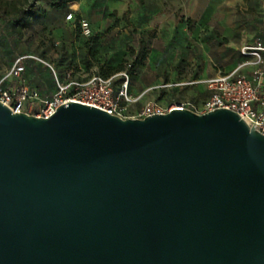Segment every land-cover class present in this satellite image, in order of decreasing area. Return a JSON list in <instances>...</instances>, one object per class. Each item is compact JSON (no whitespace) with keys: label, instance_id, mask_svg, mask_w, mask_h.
Wrapping results in <instances>:
<instances>
[{"label":"water","instance_id":"1","mask_svg":"<svg viewBox=\"0 0 264 264\" xmlns=\"http://www.w3.org/2000/svg\"><path fill=\"white\" fill-rule=\"evenodd\" d=\"M229 108L121 117L0 101V264H264V134Z\"/></svg>","mask_w":264,"mask_h":264},{"label":"rangeland","instance_id":"2","mask_svg":"<svg viewBox=\"0 0 264 264\" xmlns=\"http://www.w3.org/2000/svg\"><path fill=\"white\" fill-rule=\"evenodd\" d=\"M167 1H170L174 7L184 5L178 15H184L185 7H191L187 14L193 12L200 19V24L199 21L192 19L184 27L190 34L186 39V43L191 46L189 53L180 55L183 50L176 48V44L179 45L176 40L175 48L172 52L169 51L170 54L156 56L148 52L147 60L144 64H140L138 60L142 57L136 52L140 37L136 31H129L125 32L124 50L121 46L116 50L100 48V55L93 58L94 61L103 63L105 70L125 66L123 71L114 72L110 76L115 93L118 92L125 77L122 72L129 73L128 69L131 65L135 66L137 75L129 74L132 91L128 88V94L132 99L138 100L129 105L126 113L128 116L132 114V110L139 112L145 102L151 100L164 103L181 100L199 105L209 96L205 80L215 74L219 67L230 69V63L236 65L239 62L236 56H232L230 61L225 60L227 57L230 58V53L219 47L221 42L225 43L228 36L235 34L236 27L240 25L237 24V19L244 21L248 16L252 17L253 22L250 24L243 22L241 25L245 28V32L255 30V33H259L257 20L260 21L264 16V0ZM111 2L117 0H75L68 2L66 8H55L47 0H0V80L7 75L18 57L29 54L51 64L60 78H68L69 75L80 78L81 75L88 73L89 70L83 64V57L89 36L79 33L78 22L86 17L92 5H96V10H99L97 13L101 16L102 7H107ZM31 3L34 9L42 8L44 13L38 18L35 16L28 18V26L15 22L19 18L17 10L27 8ZM205 5L208 8L204 11ZM69 12L74 14V19L71 21L66 20ZM151 27L149 25L148 29L155 30ZM181 33H183L182 29ZM181 33L179 32L180 35ZM149 34L151 36L152 33ZM179 34H174L175 38L180 37ZM113 36L115 38L117 34ZM113 41L118 43L111 39L104 40L103 43L108 47ZM218 60L224 63L219 64ZM45 62L29 61V73L24 75V79L37 86L40 85L42 94L50 98L56 91V80L53 69ZM214 63L219 66L215 67ZM172 83L181 84L168 86ZM152 84L153 87L145 88ZM10 85L17 87L19 82H10ZM37 86L31 87L37 88Z\"/></svg>","mask_w":264,"mask_h":264},{"label":"built area","instance_id":"3","mask_svg":"<svg viewBox=\"0 0 264 264\" xmlns=\"http://www.w3.org/2000/svg\"><path fill=\"white\" fill-rule=\"evenodd\" d=\"M73 19V13L66 17L67 21ZM81 26L84 35L92 34L89 21L83 19ZM242 54L246 57H253V59L248 58L229 72L218 71L215 75L208 77L205 84L209 96L199 105L181 100H172L168 103L151 100L144 104L137 115L128 116L126 113L129 105L138 99H132L128 94L130 75L127 71L122 72L125 80L115 95L112 77H104L97 69H92L80 78L70 75L68 78H60L51 64L34 55L28 57L45 62L54 71L57 88L52 97H46L37 88L21 80L25 70L23 60L27 57L22 56L0 80V101L16 113L26 112L38 117H49L56 112L59 105L70 101L95 106L124 118H144L155 113H168L177 108L206 113L224 107L240 113L250 127H253L255 123L254 128L264 134V40L255 37L251 43L243 47ZM246 65L255 66L253 77L242 72V68ZM14 81H18L19 86H11L10 82ZM180 84L172 83L168 86H179Z\"/></svg>","mask_w":264,"mask_h":264},{"label":"crops","instance_id":"4","mask_svg":"<svg viewBox=\"0 0 264 264\" xmlns=\"http://www.w3.org/2000/svg\"><path fill=\"white\" fill-rule=\"evenodd\" d=\"M108 4L109 5H107V7H102L101 16L97 13L99 10H96V5H92V9L87 12L86 17L83 18L89 21L92 28V33L94 35L100 36L99 49L104 48L108 50H116L119 48V46H121L124 50L126 48L125 32L127 33L129 31H136L140 37L136 52H138L142 42V44H144V46L149 49L150 54L156 56H166L167 54H170L169 51L172 52V50L175 48L174 43L177 40L179 45L176 44V48L183 50L180 55L189 53L191 46H189V43H186V39L187 37H189L190 34L188 29L184 27L192 19L199 21L198 24H200L199 17L195 16L193 12L187 14L188 10L191 9V7H185V10L183 12L184 15H178L179 10L184 8V5L180 7H174L172 3L167 0H117V2H111ZM206 8H208L207 5L204 6V11ZM237 20V24L240 23V25L236 27L235 34L233 36H228L227 39H225V43L222 44L221 42V45L219 47L220 49L228 50L227 52L230 53V58L227 57L225 58V60L230 61L232 56H236L239 62L236 65L230 63V69L219 67L215 74L218 71L229 72L235 69L236 67L240 66L248 58L253 59V57H246L242 54L243 47L246 44L251 43L255 37H260L264 40V16L260 18V21L257 20V28L259 33H255V30L251 32H245V28H243V25H241V23L243 22H246L247 24L253 22L254 19L252 17L248 16L244 19V21H239V19ZM149 25L152 26L151 28H155V30L148 29ZM181 29L183 33H181ZM202 29L203 28H201V30ZM149 32L152 33L151 36ZM179 32L182 35H180ZM114 34H117V37L114 38ZM174 34H179L180 37L175 38ZM108 39L116 40L118 43L113 41L108 45V47H106V43L103 42L104 40ZM220 60H218L219 64H223L224 62L221 63ZM95 64L96 65L91 68V70H99V67L103 63L98 64L97 62H95ZM214 66L218 67L219 65L217 63H214ZM242 72L249 77H253L255 72V66L246 65L242 68ZM215 74H212V76ZM135 75L137 74L135 73ZM124 80L125 77H123V81ZM123 81L120 84V88L122 86ZM153 85L154 84L145 88L153 87ZM130 87H132V85L130 84L129 79L128 88ZM120 88L118 89V91L120 90ZM129 91H132V89L130 88ZM117 93L118 92H116L115 95H117ZM138 113L139 112H133L132 110V114L129 116H135Z\"/></svg>","mask_w":264,"mask_h":264},{"label":"trees","instance_id":"5","mask_svg":"<svg viewBox=\"0 0 264 264\" xmlns=\"http://www.w3.org/2000/svg\"><path fill=\"white\" fill-rule=\"evenodd\" d=\"M47 1L49 2V4L52 7H55V8H66L68 2H72V1H75V0H47ZM42 11H43L42 8H38L37 10H36V8L34 9V5H33V3H31L27 8H24V9L19 8L17 10V13L19 15V18L15 22L21 24L22 26H28V24H29L28 18H30L32 16H35V17L38 18V16H40L42 13H44ZM70 13H72V12H69L68 14H70ZM0 15H1V13H0ZM67 15H66V17H67ZM82 20L83 19H80L79 22H78V27H79L78 30H79V33L80 34L83 33V30L81 29L82 28V26H81V21ZM99 46H100V36L99 35H94V34L90 35L88 37L87 41H86V53H85V55L83 57V64L85 65V67L89 71H91V68H93L96 65L95 64L96 61H94L93 58L94 57H97L98 55H100ZM148 52H149V49L147 47H145L144 44H142V42H141V47L139 48V50H138L137 53L140 54V56L142 58L138 60V63L144 64V61L147 60ZM29 55H32V54H29ZM29 55H22L24 57L25 56H27V57L23 60V64L25 66V70H24V72L22 74L21 80L26 81V83L29 84L30 86H33V85L34 86H37L34 83H31L30 81H28L26 78L24 79V75H26L27 73H29L28 62L29 61H34L36 63H40V60H37L35 58H30V57H28ZM22 56H20V57H22ZM97 63L100 64L99 62H97ZM99 68H100L99 69V73L101 75H103L104 77H108L109 78L112 75V73H114V72L116 73V72L123 71V69L125 68V66H118V67H116L114 69L111 68L109 70H105L103 68V65H101ZM128 70H129V73L128 74H134L136 72L135 66H133V65H131V67ZM71 76L72 77H75L73 75H71ZM39 86H37L38 90L40 88ZM56 88H57V84H56ZM39 91L42 93L41 88H40ZM208 93H209V91H208Z\"/></svg>","mask_w":264,"mask_h":264}]
</instances>
